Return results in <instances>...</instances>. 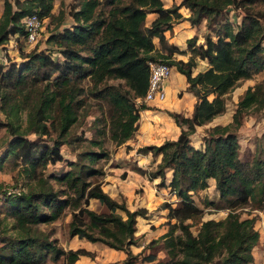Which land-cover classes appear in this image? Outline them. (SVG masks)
I'll use <instances>...</instances> for the list:
<instances>
[{
    "label": "trees",
    "instance_id": "trees-1",
    "mask_svg": "<svg viewBox=\"0 0 264 264\" xmlns=\"http://www.w3.org/2000/svg\"><path fill=\"white\" fill-rule=\"evenodd\" d=\"M14 5L4 0L0 44L9 35H24L22 17L35 13L43 20L52 16L53 0H14ZM70 6L72 24L46 39L60 48L62 61L41 50L21 55L24 59L19 64L11 62L2 72L0 64L4 81L0 84V110L9 135L0 159L14 156L24 174L35 180L26 193L2 191L6 214L12 218L11 229L16 233L1 240L0 264H45L60 258L62 264H73L80 255L92 257L93 253L82 247L63 249L48 232L35 227L39 222L55 220L65 208L71 215L67 230L70 237L76 235L122 250L125 258L113 264H133L136 257L130 247L136 240V218L144 216L146 210H130L121 194L111 197L102 189L98 178L103 170L96 164L105 157L103 150H88L82 155L85 163L67 161V169L48 176L43 170L48 163L62 160L60 146L71 141L69 129L77 120L83 76L88 75L92 93L111 106L110 139L120 144L133 135L138 111L145 107L136 105L135 98L146 92L148 60L174 66L185 76L186 89L195 96L189 116L168 112L180 127L175 139L137 150L161 155L153 171L138 170L149 179L159 177L160 186L165 184L166 170H171L168 186L178 197L176 206L167 201L163 204L167 230L159 239L168 256L165 264L253 263L252 249L259 232L254 217H242L237 209L249 205L264 213V156L258 155L264 154V143L256 146L251 159H247L240 150L237 130L246 110L264 104V0H179L169 7H164L162 0H76ZM182 6L190 10L187 19L191 25L205 19L206 27L213 31V36L205 34L198 44L194 38L187 39L190 56L186 61L154 53L152 41L153 36L160 43L165 40L164 32L171 31L172 24L182 16ZM148 13L155 16L145 25ZM230 13H234V19ZM168 50L180 52L172 45ZM196 58L206 60L207 67L194 73ZM259 74L263 76L238 95L231 120L209 126L201 146L195 147L190 135L196 126L206 125L224 113L229 93ZM112 79L120 82L109 85ZM23 111L25 128H21ZM28 133L45 136L53 145H39L26 136ZM49 177L56 179L57 188ZM209 178L215 180L218 196L215 201L204 200V204L213 206L214 211L228 208L222 218L205 219L204 210L191 195L207 187ZM89 199L98 201L99 210L88 207ZM193 225L195 233L190 228ZM177 228L179 232H175ZM154 258L148 255L145 259Z\"/></svg>",
    "mask_w": 264,
    "mask_h": 264
},
{
    "label": "rangeland",
    "instance_id": "rangeland-1",
    "mask_svg": "<svg viewBox=\"0 0 264 264\" xmlns=\"http://www.w3.org/2000/svg\"><path fill=\"white\" fill-rule=\"evenodd\" d=\"M10 1L15 7L14 0H10ZM75 2L76 0H53V7L51 9L52 16L45 17L41 21L42 28L39 32V35L37 36L35 43H28L26 40H24L23 37H21L18 34L9 35L7 41L0 44V64L3 65V69H1V72L5 70L11 62H15L16 64H19L24 59L21 55L31 51L38 52L42 50L45 53L50 54V56L54 60L62 61L63 57L59 51L60 48L57 47L52 42H47L46 39L50 34H53L54 32L57 31H61L64 27H68L72 24L73 20L69 15V10L71 9L70 5L74 4ZM3 3L4 0H0V15L3 10ZM230 17L233 18L234 13H230ZM22 18L20 19L21 23H22ZM238 19L239 16L237 14L236 20ZM204 32L205 34H210L211 36H213L212 29L210 30V28L208 27H206ZM159 44L161 49L168 50L169 45L166 42V40H164L161 43L159 42ZM262 76L263 74H259L257 76H254L253 79L242 81L239 86H237L231 93H229L227 98L228 112L234 109L235 103L237 101V97L242 92V90L249 84L253 85L254 82L259 80ZM80 82H81L80 85L83 88V92L79 96L77 120L74 124L70 126L69 129L70 130L69 137H71V141L69 142V144L66 143L61 144L60 153L62 155V160L56 161L55 163H48L45 169L43 170V174L45 176H48L49 174H53L57 170L67 169L69 167L67 161L70 160L72 161L79 160L80 162L85 163L86 159L85 158L82 159V155L88 150H95V151L103 150V152L105 153V157L100 158L97 161L96 167L97 168L101 167L104 174L103 167L106 166L108 159L110 158V155L114 153V151L119 145H123L126 142L125 140L120 144H116L113 140L110 139L109 137L110 131L108 129L109 114L111 110L110 104L105 99L99 98L92 93L94 90L91 87V82L89 80L88 75L83 76ZM118 82L120 81L117 79H112L108 81V84L116 85ZM2 83H4V81L3 79H1L0 76V84ZM144 102L145 101H143L142 97L135 98L136 105L142 104L145 106ZM20 118H21V128H25L26 111L20 113ZM5 120H6L5 116L0 110V156L1 154H3L2 152H4V150L2 149L5 145L6 140L9 138V135L6 132L5 127L2 125ZM209 126H211L210 122L205 127L200 129L197 136L200 137L202 134L206 135ZM263 133H264V104L260 107L255 106L246 110L242 115L241 125L237 130V136L240 142V150L246 156L247 159H251V157L255 152L256 146L260 147L263 145L264 137H261ZM133 135L130 138H132ZM26 136L31 140L35 139L39 145L43 143H47L50 146L53 145V141L46 139L47 137L45 136L37 137L34 133H28ZM94 142H98V143H94ZM139 147L136 148V151L138 150ZM258 155L264 156V154L259 152ZM155 168L156 167L153 166L150 169H143V170H145L147 173L153 171ZM138 169L139 167L137 166L132 167L133 171L136 172L138 171V173H141ZM98 179L102 182L103 176L101 177L99 176ZM34 181H35L34 179H31L24 174L21 168L20 161L17 160L14 156L12 155H8L6 157L3 156L2 159H0V235H4V237L3 236L0 237V244H1V240H4V238H6L5 236L15 235L16 233L15 229H11V224L13 221L12 218L10 216H7L6 214L7 207L5 204H3L2 191L5 188H11L16 190L19 189L22 190V192L26 193L34 186ZM49 182L53 187L55 188L58 187L55 178L49 177ZM135 190L142 191V188L138 186ZM191 195L193 197L194 202L204 210L203 217L205 219L210 217L218 219L226 215L228 208H219V209L215 208L216 210L214 211L213 206L204 204V200L206 199H212L214 201L217 200L213 187L209 186L202 189L194 190V192ZM176 198L178 199L177 196ZM164 202H161L157 206L158 209H162L161 207H163ZM175 203L176 202L173 200L172 201L173 206L177 205ZM88 207L91 209L99 210V203L96 199H89ZM237 210L238 212H240L242 217H246V216L254 217L255 219L254 227L259 232V240L258 243L255 245L257 247L254 246L255 248H253V252H254L253 254L257 258L259 255L261 256L259 258H262V256H264V233H263L264 213L260 209L251 208V206L249 205L243 206L242 208H238ZM70 217H71L70 210L68 208H65L64 211L55 220L50 222H39L36 224L35 227L44 230L45 232H48L50 234V237L55 238L56 243L60 247H62L61 244L65 243V240L68 237H70L67 231ZM158 220H160V223L157 224L159 227L161 225L166 227V225L163 223V219L160 218ZM171 220L173 221V219ZM190 228L193 231V233L196 232L195 225L191 226ZM155 229L156 226L152 225L151 228L152 232H150L152 234L151 236H154L156 234L154 233ZM175 232H179V229L178 228L175 229ZM149 238H150L149 235L145 237L146 240ZM151 238L154 239L155 241L151 242L152 239L147 241H144L143 238L140 239L143 246L140 251L134 253L136 258H134L133 264H165V261L168 260V256L166 255V251L163 247V241L159 239V236L156 238L153 237ZM98 246L99 249L101 248L102 250H104V252H102V256L103 257L107 256V260L106 261L103 260L104 261L103 264H113L116 259L112 261L113 260L112 257H115L116 253L114 252L113 256L110 257L109 255L106 254L109 249H107V247L104 244L98 243ZM130 248L132 250H136L134 246H131ZM148 255H153V257H155L153 261L150 262L145 259ZM45 264H62V259L61 258L58 259L57 262L55 263L48 260ZM260 264L263 263L261 262Z\"/></svg>",
    "mask_w": 264,
    "mask_h": 264
},
{
    "label": "crops",
    "instance_id": "crops-1",
    "mask_svg": "<svg viewBox=\"0 0 264 264\" xmlns=\"http://www.w3.org/2000/svg\"><path fill=\"white\" fill-rule=\"evenodd\" d=\"M162 1L164 7H169L174 2L176 4L179 3V0ZM179 12L182 16L172 24V30H166L164 35L168 45L175 46L178 50H180V52L161 49L159 40L155 36L152 37V41L154 44V53H159L161 55L169 54L173 59L186 61L190 56V52L186 49L187 39L194 38L196 44L203 42L206 21L203 19L198 25H191L190 21L187 19V16L190 14V10L182 6L179 8ZM154 16L155 14L148 13L146 15L145 25H148ZM206 67V60L196 58L194 73L199 70H203ZM163 86L166 94L165 98L163 100H151L144 102L146 107L141 108L138 111L139 118L133 137L126 140L125 144L119 145L114 153L110 155L106 166L103 167L104 174L103 181L101 183L102 189L111 197L121 194L125 200L126 206L130 210L136 208H143L146 210V214L144 216H137L136 218V240L135 243L131 245L134 246L136 250L131 249L133 253H137L141 250L143 244L140 239L143 238L144 241H147L152 239L151 237L156 238L166 232L167 225L165 224V221L167 220V209L164 207H161L162 209H158L157 206L164 201L172 203L173 200L175 202L178 200L174 192L168 186V182L171 178V170H166L165 184L161 186L157 185L159 177L149 179L146 173H138V171L136 172L132 170L133 166H137L142 169H150L153 166L156 167L161 158L160 154L154 155L151 152H137V147L150 144L158 145L165 139H175L178 136L180 127L168 114V111L182 113L185 116H189L192 112L195 96L191 91L186 89L187 82L185 76L177 71L174 66H171L170 75L163 83ZM232 112L233 109L229 112L227 111L226 104V111L214 117L210 122V125L226 124L231 120ZM206 125L196 126L195 132L190 135L191 142L195 147L201 146V138L204 134L200 137L197 135L200 129ZM122 174L123 176L125 174V176L123 177ZM207 182V187H213L214 193L217 197L218 194L214 187L215 180L213 178H209ZM138 186L142 188V191L135 190ZM160 218L163 219V223L166 227L162 225L159 227L157 225L160 223V220H158ZM152 225L156 226L154 231L156 234L154 236H151L152 234L150 233L152 232ZM147 235H149L150 238L146 240L145 237ZM65 243L61 244L63 249H76L82 247L93 253L92 257L80 255L73 262V264H103V262L107 260V256H102V252H104V250L101 248L99 249L98 243L101 244V242H91L83 237L78 238V236L74 235L72 237H68L65 240ZM104 245L110 250L107 251V255L112 257L113 253H116L115 257H112V261L116 259L120 262L125 258L126 255L122 250H116L110 248L106 244ZM253 253L252 249V254ZM253 257L254 261L250 264H260L261 262L264 264V256L259 258L261 257L259 255L257 258L253 254ZM116 260L115 262H118Z\"/></svg>",
    "mask_w": 264,
    "mask_h": 264
},
{
    "label": "built area",
    "instance_id": "built-area-1",
    "mask_svg": "<svg viewBox=\"0 0 264 264\" xmlns=\"http://www.w3.org/2000/svg\"><path fill=\"white\" fill-rule=\"evenodd\" d=\"M41 21L35 13L24 16L22 18V25L24 40L28 43H35L37 36L41 30ZM149 73H148V86L145 94L143 95V101L151 100H163L165 98V90L163 83L169 77L171 72V66L167 63L159 60L147 61ZM6 193H19V189L5 188Z\"/></svg>",
    "mask_w": 264,
    "mask_h": 264
}]
</instances>
